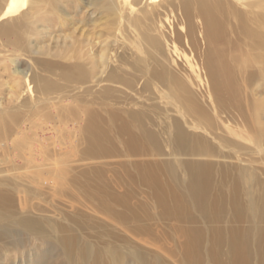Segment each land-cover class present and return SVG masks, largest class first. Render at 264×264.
<instances>
[{
    "label": "bare ground",
    "instance_id": "1",
    "mask_svg": "<svg viewBox=\"0 0 264 264\" xmlns=\"http://www.w3.org/2000/svg\"><path fill=\"white\" fill-rule=\"evenodd\" d=\"M225 2L92 0V4L100 5L116 18V40L122 42L132 36L141 45L136 50L127 49L130 56L120 58L107 40H101L100 34L90 36L84 27L78 37L66 34L61 41V37L56 38V28L69 22L68 9L79 6V0H0V40L12 54L5 57V69L11 65L9 70L17 84L23 78L28 102L37 106L34 115L27 117L28 114L3 109L0 101V241L7 239L14 248L35 232L46 239L48 232L43 224L47 220L54 226L51 218L58 217L59 208L63 217L81 216V220L71 218L76 225L104 227V233L113 239L106 246L112 264H264V181L248 173L260 162L257 153L262 146L258 145V136L264 135V116L259 105L251 108L241 97L242 90L254 85L258 76L264 78V56L256 53L264 51L263 26L259 23L256 29L251 27L249 9H232L233 5ZM153 10L159 17L141 34V21ZM223 17L228 21L236 19L239 33L252 40L250 55L242 57L234 46L229 57L223 40L229 22ZM165 21L171 29L170 38L164 32ZM258 22L264 25V16ZM40 36L57 43L44 51ZM56 47L62 49L56 52ZM67 50L70 55L64 53ZM136 52V58H131ZM34 53L57 55L60 60L33 59L30 55ZM22 56L30 59V74L28 66L18 67ZM108 57L111 66L106 64ZM260 62L263 65L258 72L255 66ZM238 77L242 80L234 86ZM200 86H204V96L215 116L195 98L193 89ZM139 89L179 92L165 108L166 137L172 153L154 151L144 155L161 157L152 161L130 149L128 156L140 158L107 160L102 164L82 162L73 167L56 164L61 163L59 157L66 163L118 159L98 153L111 145L116 147L115 143L127 141L134 148L131 140L108 138L103 125L120 127L124 119L119 116L125 113V117L131 116L136 129L146 130L142 114L116 109L119 99H129V91ZM89 94L91 99L99 95L104 100L80 97ZM224 114L240 118L243 128L226 125ZM156 131L147 129L148 142L158 141ZM51 139L78 147L84 157L76 159ZM115 166L123 168L131 181L150 184V192L139 189V183L131 189H121L113 171ZM215 166L216 174L232 182L216 185L212 178ZM165 173L169 183L163 177ZM241 192L249 195L248 209H253V216L241 203ZM140 196L148 201L140 200ZM87 218L92 222H86ZM194 221L203 225L196 226ZM118 225H123V234L117 230ZM88 247L81 251L84 248L70 245L68 249L66 239H54L48 250L53 248L54 254L64 248L69 255L79 249L85 264H91L89 260L99 264L98 250L94 245ZM42 253L46 256L45 251ZM36 255L37 263L54 264L51 260L40 262L42 256L38 254L27 257L29 264ZM4 256L0 250V258ZM11 258L12 264H19L17 255Z\"/></svg>",
    "mask_w": 264,
    "mask_h": 264
},
{
    "label": "rangeland",
    "instance_id": "2",
    "mask_svg": "<svg viewBox=\"0 0 264 264\" xmlns=\"http://www.w3.org/2000/svg\"><path fill=\"white\" fill-rule=\"evenodd\" d=\"M92 0H79V6H76V8H71L68 9V14L69 17H71V19L69 18V22L64 23L62 27L63 29L61 30L60 27L56 28L55 30V35L56 38H60L59 41L63 40V36H65L66 34L71 35V36H75L78 37L81 34L80 28L84 27L85 31L91 36H95L96 34H100L101 35V40H107L116 50L118 56L120 58H125V57H129L130 53H127V49H133L136 50L135 48L139 45V41H137L136 38L130 36L128 37L129 39L119 42L118 40H116V38L114 37L115 35V29H117V20L114 16L110 15V12L108 10L103 9L100 5L99 6H95L94 4L91 3ZM223 2H225L226 4L229 3L230 5H233V8H238V9H245L250 11L249 17H250V25L253 28H257L259 27V23L264 27V25L261 22H258V19H262L264 16V0H242L243 1V6L241 3L236 2V0H221ZM258 3L253 6V4H255V2ZM252 4V6H250ZM227 7V6H225ZM94 11V14L91 16V13ZM255 15H254V14ZM251 15V16H250ZM261 15V16H260ZM159 17L158 11H150L149 14L147 15V17H145L142 21H141V25H140V32L141 34H145L154 24L157 19ZM227 23L226 27H225V32L223 35V40H225L226 46H227V50L229 51V57H231V50L233 49L234 46L237 47L239 54L243 57L245 55H250V53L252 52V40L250 38H243L244 35H242L241 33H239V29H237L238 26V21L236 19H229L226 17H223ZM171 19H173V17H171ZM82 20L81 23H79ZM79 21V22H78ZM2 23L0 22V32L3 29V26L1 25ZM164 24V32L167 33L168 37H171V29L169 28V24L165 21L163 22ZM258 26H257V25ZM167 25V26H166ZM169 26V27H168ZM67 27V28H66ZM94 27V28H93ZM262 27L259 30H261L264 33V28ZM65 28V30H64ZM77 28V29H76ZM169 28V29H168ZM91 29V30H88ZM234 29V31H233ZM152 33V31H151ZM154 33V32H153ZM241 35V36H240ZM132 37V38H131ZM42 43L40 44V46H43V50H47L48 47H53L57 42H55V39H51L52 41L50 42L48 39L49 37L46 36H40V38ZM115 39V40H114ZM48 40V41H47ZM136 41V42H135ZM231 41V42H230ZM3 42V43H2ZM50 42V43H49ZM229 42V43H228ZM8 46L5 45L3 40H0V54L2 55L0 57V101H2V108L5 110H16L18 111V113L21 115H25L28 114L27 117H31L33 116L35 110H36V105H33L31 103H29L28 101L30 100L29 95L26 93V89H25V85L23 82V78L19 79V83L17 84L16 80H14V77L12 76L11 70H9V63H7L8 68L5 69L4 66V62L6 61L5 57L7 58L8 54L12 55L9 51H8ZM246 48V49H245ZM62 48H57L55 49V51L57 52L58 50H61ZM250 50V51H249ZM68 51V50H67ZM129 51V50H128ZM147 51V49H146ZM7 53V54H6ZM66 54L70 55V52H64ZM256 53L263 55L264 56V51L263 50H256ZM73 54V52H71V55ZM148 54V53H147ZM137 52L131 57V58H136ZM165 55L170 57V55L165 51ZM31 58H36V57H42V58H46V59H59V56H43L42 54H38V53H34L30 55ZM197 56V54H196ZM23 58V56H22ZM60 60V59H59ZM231 60V58H230ZM62 61H66L63 60ZM130 61V60H129ZM110 59L109 57L106 58V64L107 66H111V64L109 63ZM30 59L28 58H23L21 59V61L19 62V68L22 69L25 66H28L29 68V74L32 71L33 67L30 65ZM263 64L262 62L256 64V69L258 72H260L259 70V66L261 67ZM130 66V65H128ZM244 67H246V64H244ZM129 68V67H127ZM130 70V68H129ZM10 71V73H9ZM126 76V75H124ZM126 77H130V76H126ZM11 78V79H10ZM132 79L136 82L137 78L136 77H132ZM239 79V81H238ZM238 79H236L237 81L234 82V86H236V84H239L241 82V77H238ZM13 83H12V82ZM11 83V84H10ZM117 85V84H116ZM233 85V84H232ZM18 86V87H17ZM11 87V88H10ZM117 87H121L123 90H125L121 85H117ZM247 87V88H246ZM245 89H243L241 92V97L243 99V101L250 107L252 108L254 106V109H257L258 105L259 107H261L260 110H262L263 116H264V78L261 77H257L256 81L254 82V85L252 86H246ZM194 88V87H193ZM229 89V87H228ZM247 90V92H246ZM23 91V92H22ZM172 89H165L161 92H153V91H140L136 90V91H129V95L131 96V98L126 99L127 97H122L121 99H119V103L118 105H116V109L119 112H122L124 110L126 111H136L140 114L143 115V124L146 128V130L144 129H136L135 125L133 124V119L131 118V116L128 117V115H126L125 117V113H123L122 115L119 116V118H123L124 119V123L121 124L120 127H115L112 128L110 125L108 124H104V131L107 132L106 136H108V138H112L113 136H115L116 138H118L119 140H131L133 142V145H135L134 148H131L128 144L127 141H125V143H115L116 147L114 145L109 146L108 148L103 149L102 151H99L98 153H100L103 157H113V158H118V159H112V158H98V159H91V160H78L75 162H64L63 159L61 157H59V160L61 161V163H56L59 166H66L67 164H73L72 167L74 166V164L77 163H82V162H87L89 164H93V163H99L102 164L104 163V161H112L115 162L116 160H120V159H139L140 157L137 156H143L144 159L146 160H158L161 159V157L158 156H149L147 157L149 154L154 153V151H166V153H172V149L170 150V146L168 145L167 142V134H166V124L165 122L167 121V114H168V109L166 108V104L168 105V100H172L175 97H178L179 92L173 91ZM194 91V95L195 98L197 99V101L201 104V106H203L204 108L207 109V111H209V113H211L213 116H215V114L213 113V109L211 104H209L206 96L205 92L206 90L204 89V86H200V87H195L193 89ZM176 92V93H175ZM249 92V93H248ZM174 93V94H172ZM177 94V95H176ZM247 94V95H246ZM12 95L14 97V99L12 98ZM161 95V96H159ZM175 95V96H174ZM228 95H229V91H228ZM41 96V95H40ZM99 95H97L96 98H92V95H81V98H85V99H91V100H95V101H103L104 98L103 97H98ZM159 96V97H158ZM142 98V99H141ZM19 100V101H18ZM25 100V101H24ZM154 100H157L156 102ZM126 101V102H125ZM258 101L259 104H255V102ZM12 102V103H11ZM19 102V103H18ZM28 102V103H27ZM128 102V103H127ZM163 103V104H162ZM17 104V105H16ZM99 104V103H97ZM184 105V104H182ZM125 106V107H124ZM149 107V108H148ZM160 107V108H158ZM152 108V109H151ZM154 108V109H153ZM164 108V110H163ZM183 108V107H181ZM161 109V110H159ZM171 109V107L169 108ZM30 110V111H29ZM152 110V111H151ZM156 111V112H155ZM102 114H106V112L101 111ZM163 112V113H162ZM23 115V116H24ZM129 119V120H128ZM214 119L216 120V118L214 117ZM225 124L228 126H232L234 128H240L242 129V120L236 116H233L231 114V116H227L224 114L223 117ZM264 120V117H263ZM127 121V122H126ZM241 121V122H240ZM39 123V122H38ZM36 123V124H38ZM228 123V124H227ZM149 126V128H148ZM241 126V127H240ZM48 129H51L52 132L56 131V129L52 128V127H45ZM115 129V130H113ZM147 129L148 130H153L156 131V133L158 134V141H155L154 139H150V142L147 141ZM145 131V132H144ZM134 132V133H133ZM113 133V134H112ZM118 133V134H117ZM133 133V134H132ZM125 134V135H123ZM146 134V135H145ZM139 140V142H137ZM152 140V141H151ZM57 145H59V147L61 149H65V150H69L73 155H75L74 157L76 159H80L83 158L84 155H82L80 149L76 146H72L69 145L65 142H57L55 139H51L49 140ZM127 144V145H126ZM258 145L262 146L261 150L257 153V156L259 157V165L256 164L254 167L255 169L253 170V172H248L250 174L254 173V175H256L258 178L262 179L264 181V135L262 134L261 136H258ZM126 148V149H125ZM131 149L132 152H134L135 155L137 156H128L127 153L129 150ZM164 149V150H163ZM112 150V151H111ZM115 151V152H114ZM252 154V153H250ZM144 155H147L146 157H144ZM87 157V156H86ZM250 169H252V167L248 166ZM253 167V168H254ZM68 171H74V168H68ZM217 169V167L215 166L214 170H213V181L216 185H219L221 183V181H229L232 182L231 178L229 177H224L221 174H216L215 170ZM182 168H178L179 173L183 174L182 172ZM117 177L120 179L119 181V185L122 187L121 189H131L133 187H136V185L139 183L138 180L136 181H131V177H129L124 171L123 168L115 166L114 170H113ZM141 175H145V171H141L140 173ZM125 175V177H124ZM163 177L167 180V182L169 183L170 177L167 173H165L163 175ZM129 178V180H128ZM186 179H188L187 176H185ZM127 179V180H126ZM135 184V185H134ZM138 187L139 189H142L144 193H149L151 190V185L148 184L147 182H141L139 183ZM225 189H227L225 187ZM213 193H215V189L213 190ZM228 196V192H225ZM140 200H144V201H148L146 197L140 196ZM240 200L241 203H243L248 211V215L249 216H253V209H248L249 206V195L248 194H242V192L240 193ZM122 208V207H120ZM56 212L58 213V217L57 218H51L52 220H54L55 222H52L54 224V226L56 228H54L53 225H51V223H48L47 220L45 221V223L43 224V226L47 229L48 232V237L46 239H41V234L40 233H33L30 236H26L25 242H23L21 245L15 246L13 248V246L11 245V241L9 240H2L0 241V250L1 253L3 255H5L3 258H0V264H12L13 262V256L17 255V262L19 264H29L27 261V257L30 255H34V254H38L39 256H42L41 261L43 262L44 260H47L51 262L50 263H54V264H85V261L82 259V255L80 254V250L76 249L74 251V253H71L67 255L65 254V250L63 248V250H57L54 252V254H52V250L49 251V245L50 243H52V240L54 239H58V240H63L66 239L67 241V246L68 249L71 246H76L78 245V248H84L81 251H84L85 249L88 250L90 249V247H88L89 245H94L96 247V249L99 252V256H97L98 258V263L99 264H112L111 259V255L108 253L106 246L109 245V243L113 240L111 237H109L108 235H106L104 233V227L101 226H97V225H89L87 228H85L84 226H80V225H76V223H74L71 218H77L81 220V216H61V210H59V208L56 209ZM92 222L90 220V218L86 219V222ZM98 221V220H97ZM57 223L62 227V229L60 230L58 228ZM196 226H201L203 225V222L201 221H194L193 222ZM64 227V229H63ZM117 230L119 231L120 234H123V231L121 230L123 228V225H118L117 226ZM47 240V241H46ZM117 244H123L124 242L122 241H116ZM49 243V245H48ZM17 247V248H16ZM42 251L46 252V256L42 253ZM9 255V256H8ZM67 257H70L73 261L75 262H71L69 263ZM36 258L38 259L39 257L36 255V257H34L33 260H35L33 263L31 264H39L36 262ZM88 260V259H87ZM89 263L92 264V262L89 260ZM41 264V263H40Z\"/></svg>",
    "mask_w": 264,
    "mask_h": 264
}]
</instances>
